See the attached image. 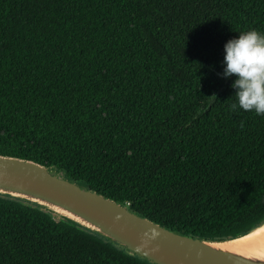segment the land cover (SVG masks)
Listing matches in <instances>:
<instances>
[{
	"label": "trees",
	"instance_id": "1",
	"mask_svg": "<svg viewBox=\"0 0 264 264\" xmlns=\"http://www.w3.org/2000/svg\"><path fill=\"white\" fill-rule=\"evenodd\" d=\"M253 28L264 0H0V154L183 234L243 235L264 223V116L231 109L223 58ZM0 264L152 263L0 195Z\"/></svg>",
	"mask_w": 264,
	"mask_h": 264
},
{
	"label": "water",
	"instance_id": "2",
	"mask_svg": "<svg viewBox=\"0 0 264 264\" xmlns=\"http://www.w3.org/2000/svg\"><path fill=\"white\" fill-rule=\"evenodd\" d=\"M0 195L75 222L152 264H264L263 255L222 245L237 236L210 239L183 234L75 181L54 166L29 159L0 154Z\"/></svg>",
	"mask_w": 264,
	"mask_h": 264
},
{
	"label": "clouds",
	"instance_id": "3",
	"mask_svg": "<svg viewBox=\"0 0 264 264\" xmlns=\"http://www.w3.org/2000/svg\"><path fill=\"white\" fill-rule=\"evenodd\" d=\"M223 64L226 79L235 75L231 87L237 103L231 109L264 116V31L253 28L229 39L224 44ZM210 98L215 102L216 95Z\"/></svg>",
	"mask_w": 264,
	"mask_h": 264
},
{
	"label": "bare ground",
	"instance_id": "4",
	"mask_svg": "<svg viewBox=\"0 0 264 264\" xmlns=\"http://www.w3.org/2000/svg\"><path fill=\"white\" fill-rule=\"evenodd\" d=\"M69 215L70 214H68V216ZM222 245L235 251L249 252L264 256V223L248 233L239 235L235 239L222 243Z\"/></svg>",
	"mask_w": 264,
	"mask_h": 264
}]
</instances>
